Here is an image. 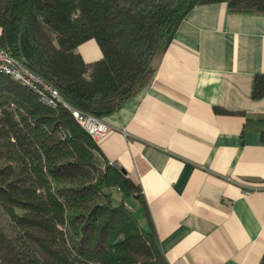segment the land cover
Returning <instances> with one entry per match:
<instances>
[{"label":"trees","instance_id":"trees-1","mask_svg":"<svg viewBox=\"0 0 264 264\" xmlns=\"http://www.w3.org/2000/svg\"><path fill=\"white\" fill-rule=\"evenodd\" d=\"M212 2L264 13V0H0V47L102 118L150 82L182 20ZM90 39L102 57L87 62L78 47ZM252 96H264V73ZM248 120L264 137V117ZM131 199L143 204L141 186L68 108L0 73V264H170Z\"/></svg>","mask_w":264,"mask_h":264},{"label":"crops","instance_id":"crops-1","mask_svg":"<svg viewBox=\"0 0 264 264\" xmlns=\"http://www.w3.org/2000/svg\"><path fill=\"white\" fill-rule=\"evenodd\" d=\"M78 50L102 57L95 39ZM257 73L264 13L199 4L150 82L102 117L110 131L98 144L141 186L143 204L130 205L170 264H264V137L248 120L264 117Z\"/></svg>","mask_w":264,"mask_h":264},{"label":"built area","instance_id":"built-area-1","mask_svg":"<svg viewBox=\"0 0 264 264\" xmlns=\"http://www.w3.org/2000/svg\"><path fill=\"white\" fill-rule=\"evenodd\" d=\"M0 73L10 76L33 90L39 95L42 102L52 106L63 105L68 108L75 119L95 140L99 141L110 131V126L102 118L82 112L72 106L56 87L29 69L3 47H0Z\"/></svg>","mask_w":264,"mask_h":264},{"label":"rangeland","instance_id":"rangeland-1","mask_svg":"<svg viewBox=\"0 0 264 264\" xmlns=\"http://www.w3.org/2000/svg\"><path fill=\"white\" fill-rule=\"evenodd\" d=\"M132 201H134V200H130V203H133Z\"/></svg>","mask_w":264,"mask_h":264}]
</instances>
